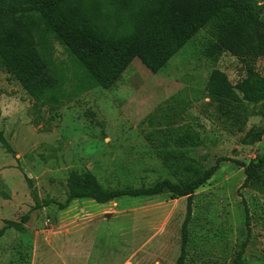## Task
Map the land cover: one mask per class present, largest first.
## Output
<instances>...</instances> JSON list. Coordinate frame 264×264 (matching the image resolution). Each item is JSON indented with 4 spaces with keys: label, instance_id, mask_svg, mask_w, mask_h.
Returning <instances> with one entry per match:
<instances>
[{
    "label": "rangeland",
    "instance_id": "374dc122",
    "mask_svg": "<svg viewBox=\"0 0 264 264\" xmlns=\"http://www.w3.org/2000/svg\"><path fill=\"white\" fill-rule=\"evenodd\" d=\"M208 39V28L201 30L157 73L135 58L111 88L73 96L53 111H36L23 86L0 70V131L14 152L0 141V231L30 216L22 230L6 228L0 237V264L176 263L186 197L75 199L66 209L58 203L68 198L71 172L91 173L107 189L175 181L147 140L167 117L200 132L207 167L225 155L250 163L264 153V101L251 103L245 129L231 132L206 94L213 69L233 82L244 69L228 52L217 62L207 59ZM53 46L54 60L70 65L64 48ZM257 67L264 73V58ZM245 178L244 168L224 161L196 190L188 264H232L248 237L246 264H264V177L247 187Z\"/></svg>",
    "mask_w": 264,
    "mask_h": 264
},
{
    "label": "trees",
    "instance_id": "16d2710c",
    "mask_svg": "<svg viewBox=\"0 0 264 264\" xmlns=\"http://www.w3.org/2000/svg\"><path fill=\"white\" fill-rule=\"evenodd\" d=\"M207 28L209 39L203 50L207 59L217 62L228 52L244 64L236 82L226 72L213 69L206 84V94L216 105L222 125L231 132H241L248 124L249 105L264 101V73L257 67L264 58V0H0V70L23 86L36 111L46 107L53 111L73 96L96 87L111 88L135 58L152 73L159 72ZM55 41L69 54L71 67L54 60ZM147 140L175 181L107 189L91 173L71 172L68 198L58 205L66 209L75 199L105 204L121 197L165 192L173 198L186 197L181 254L175 264H188L196 190L206 185L224 161L244 168V187L260 182L264 153L250 163L225 155L207 167V153L199 154L206 149L200 132L189 124L176 125L169 117ZM0 141L14 153L1 131ZM29 217L24 216L22 222ZM23 223L8 221L0 237L6 228L22 230ZM245 224L249 236V213ZM248 238L239 244L232 264H246Z\"/></svg>",
    "mask_w": 264,
    "mask_h": 264
}]
</instances>
